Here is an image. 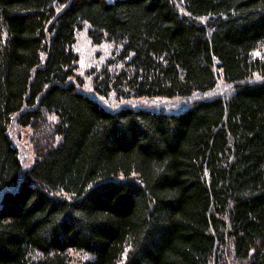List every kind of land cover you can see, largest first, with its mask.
Instances as JSON below:
<instances>
[{
    "label": "trees",
    "instance_id": "1",
    "mask_svg": "<svg viewBox=\"0 0 264 264\" xmlns=\"http://www.w3.org/2000/svg\"><path fill=\"white\" fill-rule=\"evenodd\" d=\"M0 264H264V0H0Z\"/></svg>",
    "mask_w": 264,
    "mask_h": 264
},
{
    "label": "rangeland",
    "instance_id": "2",
    "mask_svg": "<svg viewBox=\"0 0 264 264\" xmlns=\"http://www.w3.org/2000/svg\"><path fill=\"white\" fill-rule=\"evenodd\" d=\"M77 47L80 48V53H81V57H82L81 62H80L79 74L81 76H85V78L88 79L87 83L89 84L92 77L91 76L87 77L83 73L85 71H87L91 65H95V64L99 65L100 62L103 60V56H101L100 53H98V55H96V53H97L96 48L92 47V45H90V43H88V41H85L84 39L79 41ZM153 103L154 102H152V101H146V100L140 101L141 106H144V105L150 106Z\"/></svg>",
    "mask_w": 264,
    "mask_h": 264
}]
</instances>
